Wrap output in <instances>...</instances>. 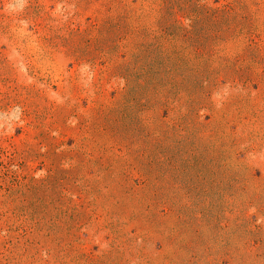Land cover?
<instances>
[{
    "label": "rangeland",
    "instance_id": "rangeland-1",
    "mask_svg": "<svg viewBox=\"0 0 264 264\" xmlns=\"http://www.w3.org/2000/svg\"><path fill=\"white\" fill-rule=\"evenodd\" d=\"M201 6L213 17L194 35L215 42L167 37ZM152 41L217 80L189 122L214 151L207 168L229 174L219 205L231 250L217 264H264V0H0V264H208L194 233H210L207 199L175 184L157 199L138 171L166 162L142 133L178 141L190 109L172 99L158 117L124 97V63ZM126 116L139 123L120 137Z\"/></svg>",
    "mask_w": 264,
    "mask_h": 264
},
{
    "label": "trees",
    "instance_id": "trees-1",
    "mask_svg": "<svg viewBox=\"0 0 264 264\" xmlns=\"http://www.w3.org/2000/svg\"><path fill=\"white\" fill-rule=\"evenodd\" d=\"M204 8L201 6L198 9L201 18L192 23L190 30H186L180 23L173 22L170 26L168 24V27L164 30L165 32L168 31L167 37L176 43L180 41L186 43L199 41V46H202V48L205 43L209 42V37L211 43L215 42V36L209 35L208 38L204 37V39L203 35L196 37L204 33L202 31L205 28L204 25L206 26V22L213 17ZM157 39L158 37H156V41ZM201 39H203V42ZM147 44L152 49L143 48L142 51H135L134 59L124 63L125 67L122 69L124 72L123 78L127 83L124 97L131 93L136 94L137 96L134 99L143 101L137 103L138 107L151 106L153 109H157L158 117L160 116V110L169 106L170 100L171 102L173 100L179 102L181 99H186L187 103H190V109L181 116V121L185 125V127L182 125V130L186 133L183 136L179 135L178 141H174L176 140L175 135L167 136L159 141H156L157 139L151 141L150 133H142L145 143L152 142V147L155 145L154 149L158 147L160 148V153L166 155V162L163 161L160 165H156L153 161L142 162V168L140 167L138 171L141 169L142 176L146 177L144 182H148V184L144 183V188L151 187L159 190V192L155 191L157 199L162 197V190L169 189V184L171 187L175 184L177 187L176 191L182 192L184 197L188 195L197 205L207 199L208 204L203 208L204 217L200 221L209 228L210 233L205 236L198 231H194V233L199 244H204L205 247L203 261L206 260L208 264H213L211 262L217 264V261H221L224 255L228 254L229 251L226 250L231 248L230 242L221 233L223 228L220 223L223 220L222 213L225 208H221L219 205L222 199V186L224 185L221 178L229 174L221 173L223 167L218 166V164L208 165L207 168L206 163H208L207 160L209 158V164L216 163L214 151H210L208 141H203L202 138L196 141L194 138V133L198 134V131L202 130L203 126L196 122H192V125L189 123L193 117L196 120L198 119L197 109L203 107L202 103L204 100L202 97L205 88L217 85V80L212 75L214 72L210 70L208 63L199 68L188 66V60L182 59V57L180 59L181 49L178 46L175 47V52L171 53L166 51L159 41L156 43L152 41ZM171 58L172 63L169 64L168 60H171ZM227 74L228 76L233 75L234 72ZM134 122L139 123V120L134 117L129 120V117L127 118L126 116L124 126L114 124L115 133L118 134L120 130V137H125V134L133 130L134 125H136ZM175 131L176 129H174V133ZM188 132H191L192 140L186 135ZM199 141L201 144H199ZM163 143L166 144L163 145ZM214 165L218 166L217 171H212ZM205 168L207 170H204ZM234 170L237 171L238 169L234 168ZM174 205L175 203L172 204V207ZM249 207L250 204H248L246 209ZM194 208L191 205L188 207L182 204L179 209L183 214H187V211L190 210V215L189 213L188 215L191 217ZM69 218H73L72 215ZM244 221L248 225L250 223L249 217H246ZM62 225L68 226L66 223ZM206 255L209 257L207 258ZM213 256L217 257L214 261L209 259L213 258Z\"/></svg>",
    "mask_w": 264,
    "mask_h": 264
}]
</instances>
